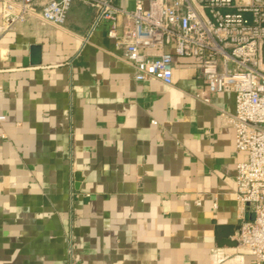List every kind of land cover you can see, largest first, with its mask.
<instances>
[{"label":"crops","instance_id":"1","mask_svg":"<svg viewBox=\"0 0 264 264\" xmlns=\"http://www.w3.org/2000/svg\"><path fill=\"white\" fill-rule=\"evenodd\" d=\"M108 28L75 2L62 28L0 34V264H255L217 243L241 224L235 94L197 99V59L136 81Z\"/></svg>","mask_w":264,"mask_h":264},{"label":"built area","instance_id":"2","mask_svg":"<svg viewBox=\"0 0 264 264\" xmlns=\"http://www.w3.org/2000/svg\"><path fill=\"white\" fill-rule=\"evenodd\" d=\"M75 2L109 23L107 36L136 81L173 86L174 58L197 59L206 82L197 99L209 104L206 94H235V114L221 118L246 155L236 167L239 247L264 264V0H137L133 10L115 0H0V34L33 21L62 28Z\"/></svg>","mask_w":264,"mask_h":264},{"label":"water","instance_id":"3","mask_svg":"<svg viewBox=\"0 0 264 264\" xmlns=\"http://www.w3.org/2000/svg\"><path fill=\"white\" fill-rule=\"evenodd\" d=\"M31 58L33 65H40L42 61V48L41 46H33L31 50ZM255 219L254 214H247L246 220L253 221ZM237 232H231L230 235L217 234V243L220 246L225 247H237L239 246L238 237L240 235V227L236 229Z\"/></svg>","mask_w":264,"mask_h":264}]
</instances>
